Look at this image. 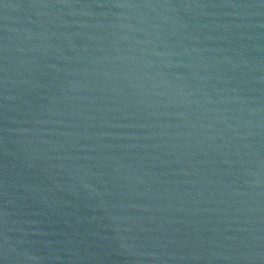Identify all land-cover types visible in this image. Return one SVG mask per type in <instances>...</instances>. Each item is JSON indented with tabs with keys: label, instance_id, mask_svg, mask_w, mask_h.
I'll list each match as a JSON object with an SVG mask.
<instances>
[{
	"label": "water",
	"instance_id": "1",
	"mask_svg": "<svg viewBox=\"0 0 264 264\" xmlns=\"http://www.w3.org/2000/svg\"><path fill=\"white\" fill-rule=\"evenodd\" d=\"M0 264H264V0H0Z\"/></svg>",
	"mask_w": 264,
	"mask_h": 264
}]
</instances>
